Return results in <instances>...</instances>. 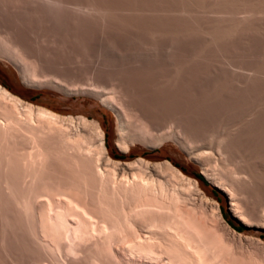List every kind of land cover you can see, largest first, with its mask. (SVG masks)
I'll return each mask as SVG.
<instances>
[{
    "label": "rangeland",
    "instance_id": "1",
    "mask_svg": "<svg viewBox=\"0 0 264 264\" xmlns=\"http://www.w3.org/2000/svg\"><path fill=\"white\" fill-rule=\"evenodd\" d=\"M188 1L70 0L100 6L107 14L101 20L94 12L61 9L58 15H50L43 11L44 24L48 21L40 26H23L16 22L19 13L0 6V37L11 40L25 55H19L21 66L0 51V84L62 116L96 120L105 130L108 153L114 160H168L220 203L228 224L243 227L237 232L264 241V18L258 17L251 28L226 40L208 42L201 29L213 28L217 14L203 13L195 8L197 2ZM202 1L208 7L214 5L211 0ZM58 18L67 23H52ZM226 61L233 63L232 68ZM248 68L263 73L254 74ZM103 94L113 97V106L102 101ZM116 111L126 112L131 122L129 133L134 137L126 138L127 151L116 143ZM143 122L148 125L141 126ZM74 124L75 128L77 121ZM224 126H233L232 131L229 138L225 136L224 148L217 149L221 147L217 136L225 132ZM217 127L220 134L208 136ZM169 130L182 141L170 138L158 143L157 138ZM239 169L243 175L238 173L242 176L236 178ZM195 173H201L207 184ZM193 190L191 197L199 200L201 196ZM230 195L241 202L246 221L233 211ZM241 243L250 241L243 238Z\"/></svg>",
    "mask_w": 264,
    "mask_h": 264
},
{
    "label": "bare ground",
    "instance_id": "2",
    "mask_svg": "<svg viewBox=\"0 0 264 264\" xmlns=\"http://www.w3.org/2000/svg\"><path fill=\"white\" fill-rule=\"evenodd\" d=\"M194 2L203 13L217 14L213 28L201 29L208 42L226 40L258 17L264 18V0H211L214 5L209 7L202 0ZM0 3L2 8L19 13L16 22L25 26L44 24L43 11L50 15H58L61 9L94 12L100 19L107 14L100 6L70 0ZM60 20L52 23L59 25ZM0 51L14 63L23 64V52L11 40L0 37ZM225 64L232 68L233 63ZM248 70L263 73L259 69ZM102 97L106 105H114L112 96ZM116 112V143L127 151L126 138L134 137L129 133L131 122L126 112ZM136 118L142 119L137 114ZM143 123L140 125L145 126ZM213 128L208 136L220 134V128ZM222 128L225 132L221 138L217 136L221 146L217 149L222 148L225 136L229 138L232 131L228 126ZM170 138L182 139L170 130L157 139L162 143ZM240 169L235 172L236 178L238 173H246L243 167V173ZM190 188L201 196L199 200L191 197ZM230 196L233 211L243 220L241 202ZM262 221L264 226V218ZM243 238L253 245H243ZM0 264H264V241L233 229L223 217L220 203L209 198L196 179L186 176L168 160H114L108 153L105 130L96 120L62 116L22 99L0 84Z\"/></svg>",
    "mask_w": 264,
    "mask_h": 264
},
{
    "label": "trees",
    "instance_id": "3",
    "mask_svg": "<svg viewBox=\"0 0 264 264\" xmlns=\"http://www.w3.org/2000/svg\"><path fill=\"white\" fill-rule=\"evenodd\" d=\"M116 157H123V155H119V156H116ZM195 177L197 179H199L200 181L204 182L205 184H207V181L205 179V177L201 174V173H195ZM230 225H232V227L238 231H241L243 227H237L235 225H233L232 223H229Z\"/></svg>",
    "mask_w": 264,
    "mask_h": 264
}]
</instances>
